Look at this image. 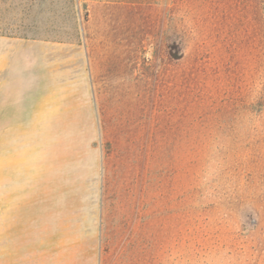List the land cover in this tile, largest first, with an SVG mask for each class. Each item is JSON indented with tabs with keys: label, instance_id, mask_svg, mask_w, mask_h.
<instances>
[{
	"label": "rangeland",
	"instance_id": "1",
	"mask_svg": "<svg viewBox=\"0 0 264 264\" xmlns=\"http://www.w3.org/2000/svg\"><path fill=\"white\" fill-rule=\"evenodd\" d=\"M169 1L0 0V264H264V90L204 144ZM211 1L176 34L264 78V0Z\"/></svg>",
	"mask_w": 264,
	"mask_h": 264
},
{
	"label": "trees",
	"instance_id": "2",
	"mask_svg": "<svg viewBox=\"0 0 264 264\" xmlns=\"http://www.w3.org/2000/svg\"><path fill=\"white\" fill-rule=\"evenodd\" d=\"M169 1V0H168ZM248 3V4H247ZM245 3L244 10L249 6V0ZM179 4L187 6L184 17L182 20L188 21V16L191 11L195 15V20H192L191 31H195L197 28L204 29L206 28V21H210L211 14L214 13L212 1L206 2L204 0L201 2L197 0L192 2V0H170L164 8L167 9L168 13L163 15L164 19L166 14H168V19H163L162 26L160 28L161 32H164V38L171 41L169 33L175 35V43H177V52L175 53V64H176V85L180 89L181 96L186 102H192L193 105V120L195 121L196 117H204L206 126L204 132V144L208 140V146H213L216 144L217 137L216 129H219L223 135H226L225 131L228 130L229 133L231 130L230 126H227V121H224L226 118L223 116V105H227L229 102H234L238 109L236 112L241 114L235 118L238 120L244 119L243 111H248L249 107L260 108L262 104H259L262 96L261 92L264 90V85L260 86L258 93L253 96L250 101L246 96L245 91L251 86L259 85L264 81L263 77H258V80H252L245 84L244 76L241 73L242 70L238 68H222L218 65L214 58L215 64L214 68H207L205 65L206 57L200 53V56L197 55L198 52L190 51L189 39L184 38V34H180L181 27H179V32H175V25L179 26V21L176 19V11L179 10ZM193 6L194 10L189 11V7ZM184 22V21H182ZM163 27V29H162ZM174 30L173 32H170ZM177 36V37H176ZM200 49V48H199ZM174 51H172L173 53ZM207 70L211 72L208 74L212 77V81L202 82V76H206ZM241 71V72H240ZM197 79V81H195ZM259 95V96H258ZM247 102V103H246ZM195 107H194V104ZM226 122V123H225ZM235 141H238L237 138H234ZM220 141V139H219ZM202 144L201 146H203ZM217 145V144H216ZM200 146V147H201ZM207 146V145H204ZM199 147V148H200ZM236 162H239V158L236 159Z\"/></svg>",
	"mask_w": 264,
	"mask_h": 264
}]
</instances>
